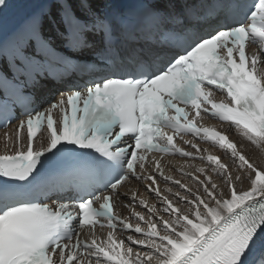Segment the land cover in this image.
I'll return each instance as SVG.
<instances>
[{
	"label": "snow or ice",
	"instance_id": "1",
	"mask_svg": "<svg viewBox=\"0 0 264 264\" xmlns=\"http://www.w3.org/2000/svg\"><path fill=\"white\" fill-rule=\"evenodd\" d=\"M7 7L0 0V12ZM56 7L50 23L58 46L43 35L41 14L13 34L21 73L34 80L38 73L29 65L90 51L96 79L44 111H27L14 136L5 132L0 264H248L256 242L264 241V167L227 133L197 127L196 120L203 113L228 123L264 150V0L185 2L178 12L160 0H144L135 11L115 0H57ZM139 38L155 46L139 45ZM34 41L39 48L29 52ZM248 45L257 51L246 54ZM167 51L171 58L161 66ZM217 90L223 100L213 99ZM181 134L218 147L230 163L201 155L206 150L198 143L184 141L194 151L184 150L175 142ZM155 153L206 161L220 183L198 167L204 179L184 173L198 185L193 191L165 175ZM49 161L65 167L50 169ZM157 173L183 190H166L176 205L162 195ZM78 177L91 179L85 185ZM132 180L163 202L162 213L137 201V192L124 205L130 217L115 211L127 195L119 189ZM118 230L128 244L116 238Z\"/></svg>",
	"mask_w": 264,
	"mask_h": 264
},
{
	"label": "bare ground",
	"instance_id": "2",
	"mask_svg": "<svg viewBox=\"0 0 264 264\" xmlns=\"http://www.w3.org/2000/svg\"><path fill=\"white\" fill-rule=\"evenodd\" d=\"M100 5H102V3ZM229 132L232 134L233 138L238 141L242 151L245 152V154L250 158V160L253 161L258 167H264V150L259 149L255 147L254 145H252L250 142L246 140V138L238 134L236 130L229 128ZM206 150H209L211 152L218 150L219 153L223 154L224 162L230 163L229 156L225 155V153H223L221 149L215 147L214 145H207ZM4 151H5V145L0 144V153H3ZM189 165H191V167ZM198 167H203L205 169V172L208 173L210 176H212L215 182H217L218 184L220 183L219 178L216 177L215 173L211 172V166L206 161L180 160V161H176V163H172L170 166V169L168 170H169V173L172 174L176 179L182 181L183 184L188 185L189 188L195 191L198 185L193 183V180L191 177H185L184 173L186 172V173H191L193 176H199L198 174L200 173L195 171V169ZM200 175L203 176L202 174ZM242 187L246 189L248 187L247 182H245ZM168 188L172 189V193H176L177 191H179L181 192V194H183V190L179 189L178 187L175 188L174 186L170 184H164L163 186L164 193L167 196H169L173 200L174 203H176L175 197L166 191ZM142 195L143 193L141 194V196ZM150 205L151 206L156 205L158 209V213H162V209L164 205L161 200L157 198H153L150 201ZM138 210L141 211L140 206L138 207ZM164 217L168 218L167 215H165ZM260 246H261V243H256L252 253L249 255L250 258L248 257V264L259 263L261 259H264V252L263 251L257 252Z\"/></svg>",
	"mask_w": 264,
	"mask_h": 264
},
{
	"label": "rangeland",
	"instance_id": "3",
	"mask_svg": "<svg viewBox=\"0 0 264 264\" xmlns=\"http://www.w3.org/2000/svg\"><path fill=\"white\" fill-rule=\"evenodd\" d=\"M222 152H223V150H222ZM223 153H224V152H223ZM198 175L200 176V177H199L200 179H204V177H203V176H201L200 174H198Z\"/></svg>",
	"mask_w": 264,
	"mask_h": 264
}]
</instances>
